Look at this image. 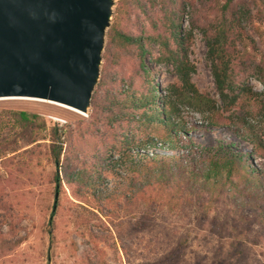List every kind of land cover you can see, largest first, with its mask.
<instances>
[{
	"label": "rangeland",
	"instance_id": "374dc122",
	"mask_svg": "<svg viewBox=\"0 0 264 264\" xmlns=\"http://www.w3.org/2000/svg\"><path fill=\"white\" fill-rule=\"evenodd\" d=\"M118 1L115 0L107 32L120 21L116 17ZM151 49L154 57H147L151 82L159 87V96L166 97L171 85L181 83L173 67L154 61L157 46ZM206 54L207 45L197 32L189 50L196 67L193 83L200 93L217 101V109L201 114L182 105L180 115L173 120L184 126L192 145L213 146L224 138L231 139L241 152L252 156L256 167L264 169V159L251 142L255 135L264 140L260 117L249 115L247 108L225 112ZM104 64L102 55L101 70ZM250 84L255 91H263L259 81L250 79ZM142 92L150 94L149 87ZM7 110L27 111L44 119L47 140L39 142L41 151H37L33 162L24 152L31 146L24 144L20 152L9 156L15 159L13 164L0 161L2 174L13 173L4 186L9 223L0 233V264H264V212L257 207L262 205L264 210V196L255 200L247 192L226 195L208 187L204 193L196 189L187 199L174 201L153 186L142 196L146 183L140 182L133 169L128 172L118 166L122 151L115 139H107L104 125H92V107L87 114H80L48 102L0 100V116ZM245 121L250 127L243 128L239 135L233 134L230 128L241 127ZM120 122L114 119L109 125L114 124L123 132ZM210 122L217 127H209ZM6 126L4 132L12 135L14 132ZM55 126L63 130L58 143L63 146L62 162L69 154L78 167L75 169L73 164L68 171L69 183L63 185L59 209L50 226L56 202L55 168L50 153ZM69 132L72 134L67 142ZM113 146L118 147L112 149ZM145 148L152 153L158 148L166 150L167 145L158 141ZM137 149L133 146V150ZM110 156L113 158L109 160Z\"/></svg>",
	"mask_w": 264,
	"mask_h": 264
},
{
	"label": "trees",
	"instance_id": "16d2710c",
	"mask_svg": "<svg viewBox=\"0 0 264 264\" xmlns=\"http://www.w3.org/2000/svg\"><path fill=\"white\" fill-rule=\"evenodd\" d=\"M116 17L120 21L107 32L105 64L91 102L92 125H104L107 139H115L122 151L116 162L120 164L116 165L139 174L140 182L146 183L142 196L151 186L158 187L174 201L187 199L196 189L204 193L208 187H215L219 194L247 192L255 200L264 196V169L254 165L251 155L241 152L227 138L213 146H194L184 126L173 120L180 115L182 105L201 114L217 109V101L200 93L193 83L196 67L189 50L198 32L207 45L206 59L225 112L249 109V115L260 117L258 123L264 129V0H119ZM152 46L158 48L154 61L173 67L181 83L171 85L166 97L159 96V87L151 82L147 57L150 55V60L154 57ZM250 79L259 81L263 91H255ZM148 87L150 94L141 95ZM114 119L121 121L125 131L109 125ZM5 125L14 132L12 135L4 132ZM208 125L217 127L214 122ZM249 125L245 121L242 128L230 129L239 135ZM46 130L47 122L37 114L5 111L0 116V161L4 165L13 164L15 159L9 156L20 152L24 144L31 146L24 152L28 161L33 162L37 151H41L39 142L47 140ZM62 132L58 126L51 131L50 153L58 198L52 208L50 226L59 209L63 185L69 183L68 171L73 164L75 169L78 167L69 154L62 162L63 146L58 145ZM71 134L66 136L67 142ZM157 140L167 145L166 150L158 148L150 153L145 147H153ZM251 142L264 159V140L255 135ZM133 146L138 149L133 150ZM12 175L0 172V233L9 223L4 186ZM257 207L264 212L262 205Z\"/></svg>",
	"mask_w": 264,
	"mask_h": 264
},
{
	"label": "water",
	"instance_id": "95a60500",
	"mask_svg": "<svg viewBox=\"0 0 264 264\" xmlns=\"http://www.w3.org/2000/svg\"><path fill=\"white\" fill-rule=\"evenodd\" d=\"M114 3L0 0V100L30 99L87 114Z\"/></svg>",
	"mask_w": 264,
	"mask_h": 264
},
{
	"label": "bare ground",
	"instance_id": "6f19581e",
	"mask_svg": "<svg viewBox=\"0 0 264 264\" xmlns=\"http://www.w3.org/2000/svg\"><path fill=\"white\" fill-rule=\"evenodd\" d=\"M15 99H22V98H15ZM26 100H30V99H26ZM61 106V105H60ZM63 107H65V106H63ZM65 108H68V107H65ZM68 109H71V108H68ZM71 110H73V109H71ZM75 112H77V111H75Z\"/></svg>",
	"mask_w": 264,
	"mask_h": 264
}]
</instances>
